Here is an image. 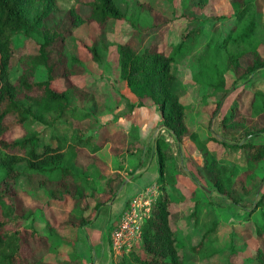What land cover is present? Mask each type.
I'll return each instance as SVG.
<instances>
[{
  "label": "trees",
  "instance_id": "1",
  "mask_svg": "<svg viewBox=\"0 0 264 264\" xmlns=\"http://www.w3.org/2000/svg\"><path fill=\"white\" fill-rule=\"evenodd\" d=\"M227 1L231 7L230 23L225 34L213 45V51L219 56L221 65L216 74L222 76L224 71L231 72L230 87L235 88L236 83L247 82L264 68V56L258 49L259 44H264V0ZM58 11L56 0H0V264H40L46 253L56 250L59 229L82 225L89 220L82 212L77 217L73 214L79 207L84 211V205L77 206L83 193L77 192L75 187L78 182L90 180L77 175L73 163L78 160L76 152L80 153L81 146L89 145L92 136L84 132L85 127L79 128L77 122L72 123L73 126L59 123L64 115H70L74 110L70 107L72 96L84 101L91 95L88 96V89H84L87 86L71 80V76L82 75V62L77 53L66 54L64 45L72 26L93 23L98 35L83 46L90 58L99 62L100 50L105 48L102 34L107 24L110 20L123 19L125 13L118 0H84L71 4L62 13ZM166 21L164 19L162 25ZM16 33L35 40L36 50L19 56L20 72L10 79L8 71L14 56L12 39ZM177 47L175 45L170 51L156 45L137 49L125 41L119 44L117 64L119 77L136 97L131 106L154 103L161 125L171 132L179 145L185 135L191 137L192 133H186L183 105L173 89L175 75L171 62ZM39 64L46 72L41 80L34 78ZM57 79L63 81V88L53 86ZM217 79L211 87L220 91L219 96L207 100V103L213 101L215 104L212 115L218 120L216 125L221 131L239 128L244 140L228 142L209 134L197 141L196 148L201 157V168L198 166L197 169L199 173L204 170L206 175L205 185L200 184V187L210 186V190L230 198L235 177L246 193L257 188V182L264 179V175L257 174L258 167L264 163V140H251V136L264 132V93L243 86L226 111L221 112V100L230 87H225L224 77L217 76ZM39 125L41 129L37 128ZM15 126L21 128V135L8 137L7 132ZM46 129L54 142L49 139L41 142L40 135ZM208 141L226 148L224 155L231 152L234 157L231 166L217 162L216 150L207 147ZM153 147L157 181L164 187L166 182L162 176L169 158L168 144L158 135ZM239 160L242 169L235 174ZM20 175L25 176L30 187L42 189L48 200H62L65 194L69 195L73 201L71 212L65 219L45 221V230L37 229L32 210L23 207L19 212L10 198L17 193L16 181ZM111 179L106 178L108 187ZM109 190V194H113V190ZM171 201L164 191L155 198L149 215L141 224L140 247L118 255L116 264H180L169 220ZM254 203L249 213L264 206V192ZM100 204L102 201H97L95 207ZM260 217L262 221L254 226V231L262 244L256 249L252 264H264V211ZM197 244H203V241Z\"/></svg>",
  "mask_w": 264,
  "mask_h": 264
},
{
  "label": "rangeland",
  "instance_id": "2",
  "mask_svg": "<svg viewBox=\"0 0 264 264\" xmlns=\"http://www.w3.org/2000/svg\"><path fill=\"white\" fill-rule=\"evenodd\" d=\"M82 1L84 0H56L58 12L62 13L71 4ZM118 4L124 11L125 17L110 20L107 24L102 34L105 48L100 50L99 62L93 61L83 46L90 44L98 35L96 25L81 23L71 27V33L65 41L64 52L77 53L82 62V75L71 76V80L87 86L84 89H88V96L91 95V99L89 97L87 100L79 101L77 96H72L70 107H74V110L70 115H64L59 124L72 125L77 122L79 128L85 127L94 131L103 124L104 116H107L108 112L112 113L111 109L129 100L122 94L124 80L118 73L120 43L127 41L137 49L156 45L166 51L178 45L174 53L175 59L171 62V70L175 75L173 89L182 102L186 133H192L191 137L188 134L185 135L178 147L173 140V135L162 128H157L153 130V134L151 131V134L142 142L132 131L130 142L133 143L132 146L139 148L136 154L143 149V165L151 176L153 167L157 166L153 161L152 140L159 134L167 140L169 158L165 163L162 180L166 181L164 192L172 200L169 220L174 231L180 264H252L255 261V251L262 244V240L255 236L254 226L262 221L260 214L264 211V206H259L253 213H249V210L264 192V179L257 182V188L253 187L251 192L246 193L235 177L231 197L227 198L210 190L207 183L209 186L206 187L207 189L200 187V184L205 185L203 183L206 182V175L204 170L199 173L197 169L201 164V157L196 148L197 141H201L209 134L228 142L244 140L239 128L221 131L216 125L217 118L212 115L215 104L213 101L207 103V100H215L219 96L220 91L211 87L218 80L217 76L224 77L225 87H230L232 79L231 72L228 71H224L222 76L216 74L221 65L219 56L213 51V45L225 34L230 23L231 7L228 1L202 0L196 3L195 0H118ZM164 19L167 21L162 25ZM12 47L14 56L8 71L10 79H14L20 72L19 56L34 52L36 44L31 37L16 33L12 39ZM258 49L264 56L263 43L258 45ZM45 76V68L40 64L37 65L34 78L41 80ZM53 86L61 89L64 83L61 79H57L53 81ZM243 86L258 89L264 93V68L259 69L247 82L239 81L235 88L228 89L220 103L221 112L226 111L238 90L244 88ZM123 109H127L124 103H122ZM85 111L89 113L85 114ZM71 115H74L75 117H72L77 121L75 119L71 121ZM37 128L41 129L42 126L39 125ZM48 131L46 129L40 135L41 142L48 139L51 142L55 141L54 138H49ZM21 132V128L15 126L7 132V136L19 137ZM116 136L115 134L112 139L110 135L109 138L114 142ZM251 140H264V132L258 136H251ZM88 143L89 145L81 146L80 153L77 154L79 159L73 163L77 169V175L90 178L86 183L78 182L75 187L77 192L83 193L77 206L84 205V211H80L79 207L73 214L77 217L82 212L89 219L87 222H92L94 219L95 222L103 220L100 225L95 223L100 233L97 235V241L91 244H108L110 256L107 253L106 258L109 259V264H116L119 257L114 256L110 250L108 229H110L111 221L118 215L119 207H116L115 203L109 204L110 195L105 193L108 186L105 185L104 180L114 177V172H109V168L118 169L123 162H118V158L108 161V153L102 150L101 157L109 162V168L103 163H94L88 149L94 140L90 138ZM206 145L209 149L215 148L218 163L232 165L234 157L230 154L231 152L224 155L226 148L223 149L224 147H219L220 145L212 141L207 142ZM129 153V151L128 154L121 153L118 157L134 164ZM241 169L242 162L239 160L236 162L235 174ZM120 171L123 174L122 178L131 173L122 168ZM257 174L264 175V163L258 167ZM126 189L128 188H125L128 192ZM16 190L17 193L10 196L11 201L18 206L19 212L23 207L32 210L33 224L41 231L45 230L48 208L50 212L51 208L54 210L52 214L54 222L65 219L73 208V201L69 195L65 194L62 200H48L42 189H35L28 185L24 175L18 176ZM97 201H102L98 208L95 207ZM127 201L124 202L125 206ZM74 227V225H68L60 229L61 232L58 231V245L90 244L86 243L85 236L80 235L81 233L74 234ZM81 228H84V224L79 226V229ZM200 240L203 244H197ZM194 245H197L196 249ZM56 253L58 254L57 245L51 255ZM48 261L46 253L40 264H54ZM77 261L75 255L69 253L68 259L61 261V264H80V261ZM102 262L101 258L96 260V264ZM56 264L59 263L56 262ZM89 264H93L92 261Z\"/></svg>",
  "mask_w": 264,
  "mask_h": 264
},
{
  "label": "crops",
  "instance_id": "3",
  "mask_svg": "<svg viewBox=\"0 0 264 264\" xmlns=\"http://www.w3.org/2000/svg\"><path fill=\"white\" fill-rule=\"evenodd\" d=\"M121 90H122V94L129 99V100H126L128 102L126 101L122 102L124 103L125 106H127V109L122 110V103L118 104L115 106V108L111 109L112 113L108 112L107 116H104L105 120L102 121L103 124L99 126L98 129L94 131L84 129V132L87 134H90L92 136L91 138L94 140V143L97 144L96 146L91 145L88 148L92 156V161L94 163L99 164L100 162L109 168V162H107L105 158L101 157V153H102L101 151L103 150L108 153V161L118 158L117 159L118 162L120 163L123 162L122 164L119 165L120 168H122V170H125V169L129 170V172L131 171L129 176H123L122 178L121 175L123 174L121 173L120 168L118 169L109 168V172H112V173L114 172L113 173L114 177L110 181L111 186L106 187L105 193L109 194L110 193L109 189H111V191L113 190V194L111 195L109 194L110 197H109L108 202L110 205L115 203L117 205L116 207H119L117 210L118 215H116V217L111 221V224L109 225V227L113 225L116 218L119 216L120 212L125 208L124 202L127 201V199H129V197L133 195L135 192L141 189H145V188L156 187L154 189V194L158 196L160 193L165 191V188L160 187L159 183L157 185V175H158L157 166L153 167V170L151 173L152 175L150 176V173L147 172V168H145L143 165V162H144L143 149L140 150L136 154V151L139 150V148H137V146H132L133 143H131L130 141H132L131 136L133 135V132H135L137 137L142 142V140L146 139L149 136V134H151V131L153 134L154 131L157 130V128H162L164 131H168V130L165 129L161 125L160 114L157 109V106L154 103L147 102L144 104L131 106L132 104L136 102L135 95L129 90L125 82H124V88H122ZM116 109L118 110L114 113ZM113 113L114 115H112ZM71 121H72V118H71ZM168 132L171 134L170 131ZM115 134L117 136L114 142H112L109 137L111 135L112 136L111 138L113 139ZM121 138L123 139L121 140ZM154 139L152 140L153 142H154ZM173 140L174 142H176L174 137H173ZM177 146L179 147V145ZM152 150H154L153 145H152ZM128 151L130 152L129 155H130L131 161L135 162L134 164L129 163V160H127L126 162L122 157H118V155L121 153L128 154ZM67 154L69 153L67 152ZM77 154H78V151L76 152L75 158L77 157L79 159ZM152 154H153V161L155 165V163L157 164L156 156L154 152H152ZM132 157H135V158H132ZM104 182H105V185L108 186L107 181L104 180ZM125 188H128L126 189L128 190V192L125 191ZM53 212L54 210L52 208H51V212L49 208L47 209V222L54 221L53 215H52ZM102 221L103 220H101L100 222V220H98L97 222H95V219H94L92 222L90 221L85 222L83 223L84 228H81V229H79V226L81 225L79 224H76L79 226L74 225L75 226L74 234L77 235L81 233L80 235L85 236L86 243H90V244H61V245H58L57 246L58 254L56 253L55 255H51L52 252L47 253V258L49 260L48 262L54 263V264L58 262L59 264H61V261H63L64 259H68L69 253H73L75 255V259L78 260L77 262L80 261V264L81 263L89 264L91 261L93 264H96V260L100 258L103 260L101 264H109L110 261L109 259L106 258L107 253L110 256L108 244H91L97 241V235L100 233V231L96 227H97V224L100 225ZM95 223L97 224L95 225ZM59 232H61V230ZM87 235H89L90 238Z\"/></svg>",
  "mask_w": 264,
  "mask_h": 264
},
{
  "label": "built area",
  "instance_id": "4",
  "mask_svg": "<svg viewBox=\"0 0 264 264\" xmlns=\"http://www.w3.org/2000/svg\"><path fill=\"white\" fill-rule=\"evenodd\" d=\"M145 188L135 192L126 202L109 229V245L114 256L138 249L141 245V224L149 215L152 202L157 195L154 189Z\"/></svg>",
  "mask_w": 264,
  "mask_h": 264
},
{
  "label": "water",
  "instance_id": "5",
  "mask_svg": "<svg viewBox=\"0 0 264 264\" xmlns=\"http://www.w3.org/2000/svg\"><path fill=\"white\" fill-rule=\"evenodd\" d=\"M254 204H255V203H253L251 207H253V206H254Z\"/></svg>",
  "mask_w": 264,
  "mask_h": 264
}]
</instances>
